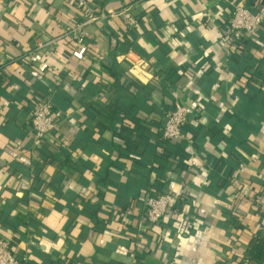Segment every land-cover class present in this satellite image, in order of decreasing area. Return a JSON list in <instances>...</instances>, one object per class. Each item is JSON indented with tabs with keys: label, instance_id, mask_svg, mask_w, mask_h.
<instances>
[{
	"label": "crops",
	"instance_id": "crops-1",
	"mask_svg": "<svg viewBox=\"0 0 264 264\" xmlns=\"http://www.w3.org/2000/svg\"><path fill=\"white\" fill-rule=\"evenodd\" d=\"M93 2L105 15L130 6L138 21L88 25L82 61L57 40L37 80L19 56L82 12L74 0H0V237L27 264H264L252 205L264 190V25L234 47L224 0ZM41 99L58 127L35 141ZM174 102L193 110L187 139H156ZM161 182L179 200L147 224L142 201Z\"/></svg>",
	"mask_w": 264,
	"mask_h": 264
},
{
	"label": "built area",
	"instance_id": "built-area-1",
	"mask_svg": "<svg viewBox=\"0 0 264 264\" xmlns=\"http://www.w3.org/2000/svg\"><path fill=\"white\" fill-rule=\"evenodd\" d=\"M226 5V31L230 36L232 45L235 47L245 38L254 41L264 25V0H258L252 8L244 5L240 0H224ZM74 6L82 12V19L74 25H64L57 38L45 43H38L34 50L21 53L19 58L22 63L31 67L34 77L41 80L48 64L43 60L42 50L54 44L57 40L70 43V55L72 58L82 61L88 54L89 35L87 26L98 22L102 18L120 17L126 27H133L137 16L130 6L111 10L107 15L102 14L93 0H74ZM193 110L178 102L170 105L164 111L160 125V139L162 141L187 139L184 126L187 125ZM58 127L53 107L49 100L41 99L33 102L30 111V128L35 141H41ZM174 200H179L173 192L166 188L149 187L141 205L142 219L147 224H157L162 221ZM252 205L260 218L264 220V190L256 193L252 198ZM38 235L31 233L27 237L29 249L38 246ZM27 253V252H26ZM27 256L14 252L13 246L5 238L0 237V264H27Z\"/></svg>",
	"mask_w": 264,
	"mask_h": 264
},
{
	"label": "trees",
	"instance_id": "trees-1",
	"mask_svg": "<svg viewBox=\"0 0 264 264\" xmlns=\"http://www.w3.org/2000/svg\"><path fill=\"white\" fill-rule=\"evenodd\" d=\"M162 120V119H161ZM161 125V124H160ZM157 138H160V132H158V134H156V139ZM159 185L160 186H158V185H156L154 188H158V189H161V185H162V187L165 185L163 182H161V183H159ZM258 249H260V248H258ZM258 251V254H260V250H257Z\"/></svg>",
	"mask_w": 264,
	"mask_h": 264
}]
</instances>
